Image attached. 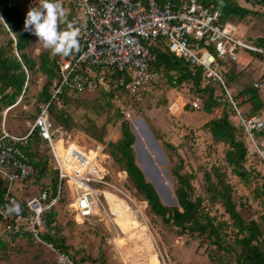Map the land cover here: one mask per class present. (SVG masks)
I'll use <instances>...</instances> for the list:
<instances>
[{
	"label": "rangeland",
	"instance_id": "374dc122",
	"mask_svg": "<svg viewBox=\"0 0 264 264\" xmlns=\"http://www.w3.org/2000/svg\"><path fill=\"white\" fill-rule=\"evenodd\" d=\"M19 1L25 15L29 8L38 3V0ZM236 2L241 7L250 8L257 12L256 15L248 14L244 18L235 17L231 20L237 28V34L253 39H264V8L250 0H236ZM60 27L64 29L66 25L62 24ZM27 52L34 59H38L41 53H49L43 49L42 45L36 43V37L33 35ZM50 56L52 57V55ZM250 59L249 54L240 53L236 66V70L239 72L237 80L228 88L232 96L248 85H252L259 78L261 68L257 67V69L251 70V64L246 66ZM226 79L229 82L228 76ZM44 82L45 77L41 73L37 72L33 75L31 73V81L24 97L22 99L19 97L18 105L2 114V121H5V127L8 131L16 135H24L29 131L38 112L37 93ZM193 92L190 83L172 87L163 77L160 81L148 85L146 90L138 96H123L121 98V103L124 105L122 116L117 113L116 103L109 100L99 90H84L77 93L69 91L66 104L56 109L58 112L64 110L71 119V125L64 126L65 138L67 136V140L78 143H75L77 148L82 147L86 150L93 148L96 137L99 135H103V140L106 143H114L120 139L121 118L126 119L130 127L131 125L135 127V132L131 130L135 135V142L140 137L143 143L138 148L133 145L137 164L144 172L147 180L151 181L153 185L152 178H158V176L163 178L161 186L165 196L167 186L171 189L170 197H174L175 179L171 173L173 167L177 166L181 160L184 164L181 172L194 175L192 184L195 195L205 196L204 172L209 171L212 166L219 167L222 172L226 173V181L233 187L234 200L245 221L260 220V215L264 214V194L261 191L264 189L262 182L264 161L256 157L260 161L259 163L253 160V156L248 158L247 167L258 171L261 175L258 180L252 179L249 183H243L233 175L224 158L226 146L214 142L208 129L204 127V123L209 119L221 114V107L215 108L211 114L201 109L191 108L188 101L191 100ZM260 96L264 102V81L260 87ZM240 97L238 96L236 99L239 101V105H242L243 109L246 110L247 104H244ZM228 111H230L229 107ZM50 117L54 126L60 124L52 113H50ZM141 120L143 123H140ZM259 138L264 141V136ZM39 142L36 138L33 139L30 149L35 153V157L44 164L41 165L43 169H51L52 161L49 162L50 167L48 166L49 150L43 142ZM165 142L176 146L177 154L171 149L165 148ZM250 144L251 149L254 150L251 141ZM55 146L58 157L64 158L63 139L57 141ZM151 147L154 150L161 149L167 162L158 163L154 158L155 155L151 152ZM145 149L153 159L146 153ZM253 154L255 155V153ZM157 155L159 160H162L160 155ZM100 157L103 159L101 166L107 169L110 182L114 185H98L91 182V185L98 190L96 208L99 213L94 214L89 220L81 222L82 218L76 215L74 211L72 190L69 185H67L64 198L57 208L58 227L65 231L72 243H82L95 255L102 243L106 264H123L113 243L114 240H117L118 229L107 217V215L110 217L116 215V208L122 207V203L119 202L118 204L116 197L111 195L113 192L118 195L122 202L129 203L134 210H138L141 204L144 206L141 212H137L139 220L146 223H143L141 233L137 236L124 237L132 247L139 249L141 257L145 261L144 263L141 260L143 264H214L218 262V257L223 259L222 264H235L232 250L218 248L213 240L206 237V234H180L173 225L164 224L159 216L150 212L146 201L142 200L134 189L124 181V178H121L125 174L118 161L114 158L113 160L107 159L104 155ZM104 161L106 162L104 163ZM108 162L109 164H107ZM165 170L167 171L166 174ZM51 173L53 171H49L46 180L51 179ZM256 186L260 189L261 194L259 195L254 192ZM159 196L164 201L160 194ZM202 205L206 211H209L210 215L215 217V222H226L221 228L223 234L221 244L230 247L233 244L234 235L232 232L234 230L223 206L218 203L210 204L207 200H204ZM16 252L19 251L12 250L6 259L0 258V264L51 263L50 253L45 247H32L28 254L21 252L15 254Z\"/></svg>",
	"mask_w": 264,
	"mask_h": 264
},
{
	"label": "built area",
	"instance_id": "2783aa9c",
	"mask_svg": "<svg viewBox=\"0 0 264 264\" xmlns=\"http://www.w3.org/2000/svg\"><path fill=\"white\" fill-rule=\"evenodd\" d=\"M62 5L70 7L74 25L80 29L79 51L56 58L59 76L49 86L50 99L41 107L26 134H13L6 129L5 121L1 122L0 178L6 181L7 190L0 204V234L29 235L54 253V264H76L67 252L42 238L51 231L47 212L64 197L69 185L75 214L82 218V222L94 216L98 190L91 182L114 185L107 169L101 166L103 159L100 156L111 158L104 153L103 144L94 142L93 148L86 150L67 140L63 143L64 158L58 157L55 143L60 133L64 134V129L62 125L52 126L49 105L61 108L63 97L69 91L108 88L106 73L112 71L119 73L114 86L137 94L144 89L142 87L146 88L161 78L160 72L154 69L157 52L151 49V45L166 46L191 68L201 69L203 84L220 83L224 87L236 126L243 128L264 160V141H255L256 131L264 133V112L249 115L232 97L224 78L225 63L237 64L240 53H246L251 57L246 66L251 64V70L261 68L259 78L253 82L255 87H261L264 47L237 34L233 23L222 22L219 11L199 0H62ZM0 19L3 20L1 14ZM253 55L257 56L254 58ZM17 57L23 63L18 52ZM23 67L27 71L24 64ZM188 102L193 109L201 106L198 97H192ZM116 103L119 104V99ZM34 131L47 141L48 164L51 165L49 162L52 161V168L58 173L57 191L51 196L47 187L36 195L19 198L12 191L13 184L37 176V169L26 151L28 139ZM124 174L122 179H125ZM17 205L19 211H9Z\"/></svg>",
	"mask_w": 264,
	"mask_h": 264
},
{
	"label": "trees",
	"instance_id": "16d2710c",
	"mask_svg": "<svg viewBox=\"0 0 264 264\" xmlns=\"http://www.w3.org/2000/svg\"><path fill=\"white\" fill-rule=\"evenodd\" d=\"M199 1L206 6L219 11L220 20L222 22H231L235 17L241 19L248 14H257L253 9L241 7L236 0ZM250 1L259 5V7L264 8V0ZM0 14L3 18V20L0 19L1 132L3 112L6 109L9 111L13 107H16L20 102L19 99L24 97L31 81V73L33 75L34 73L39 72L45 77V82L37 93L36 100L39 103L37 109L38 114L41 107L50 99L49 86L54 79L58 78L59 70L55 62L58 56L51 57L49 53H41L38 59H34L27 52L32 35L24 31L25 14L22 11L19 0H0ZM72 16L73 14L71 11V15L67 16V20L74 24ZM248 38L254 44L264 47L263 38ZM151 49L157 52V61L154 64V69L160 72V80L165 77L168 84L172 87H178L185 83H190L192 85L194 92L191 97H198L201 101L200 108L196 110L201 109L204 112L211 114L215 108L221 107V114L209 119V121L204 123V127L208 129L214 142L222 143L226 146L224 158L233 175L238 177L243 183H249L252 179L258 180L261 177L260 173L254 169H249L247 167V162L249 156H253V160L260 163L256 157H261L255 149H251L252 146L243 128L236 126L233 108L224 87L220 83L203 84L201 69L197 68L196 70L195 68H191L183 59L178 58L169 51L166 46L157 47L151 45ZM17 52L23 63L18 59ZM256 56L257 55H253L254 58ZM23 64L27 68V71H25ZM35 66L37 67L35 68ZM236 66L237 64L234 63H225L224 65L225 86L227 88H230L231 84L237 80V74L239 72L236 70ZM118 74L117 71H112L110 74L106 73V83L108 88L99 87L97 90L103 92V94L114 103H116V99H119V104L116 103V110L117 113L122 116L121 114L124 112V105L121 103V98L125 95L138 96L146 90V88L142 87L144 89H141L137 94H131L124 88H117L114 86V80ZM225 76H228L229 82H227ZM73 92L77 93L79 91ZM67 96L68 94H65L63 97L62 107L68 101ZM238 96H241L240 98L243 99V103L247 104L246 110L249 111V115L263 112L264 102L260 96V87H255L253 84L248 85L236 95L233 94L232 97H235L236 99ZM228 107L230 108V111H228ZM56 108L59 107L55 104L49 105V118L52 126L55 127L50 117V113H52L53 117L60 122L58 125H62L63 129L64 126H70L71 119L69 115H67L64 110L58 112ZM37 114L35 116H37ZM120 135V139L114 143L104 142L103 135H99L96 137L95 143L103 144L104 153L108 155L111 160L114 158L118 161L121 165L122 171L126 173L124 181L134 189L142 200L146 201L151 213L159 216L164 224L176 227L180 234H206V237H208L209 240H213V243L216 244L218 248H229L232 250L235 264H264V214L260 215V220L250 219L245 221L238 211L237 204L234 200V190L230 183L226 181L225 172H222L220 168L216 166H212L209 171H205L203 175L205 180V196L195 195L192 184L194 175L192 173L181 172L184 168L183 161L181 160L177 166L173 167L171 173L175 179L173 193L177 205H165L154 185L151 181L147 180L144 172L136 162L135 151L133 148L135 135L131 131L129 122L123 117L121 118ZM261 135L264 136L262 131L255 132V141L257 143L262 142L263 139L259 138L262 137ZM35 138L40 142H43L48 148L47 141L38 135V131H34L28 139L26 151L28 152L33 165L37 169V179H43L44 185L51 186L52 190H54L51 196H54L58 186V173L56 169H43L41 167V165L44 164L41 160L35 157V153L30 149L32 147L33 139ZM164 147L171 149L175 153L177 151L176 146L169 142H165ZM253 153H255V155ZM49 171H53V173H51V179L46 180ZM23 181H26V179ZM262 182L264 184V178H262ZM261 187H263V185H261ZM45 188L46 187L42 190ZM6 190L7 183L4 179L0 178V204ZM261 191L262 194H264V189ZM254 192H256L257 195L261 194L260 189L257 186L255 187ZM63 198L64 197H62L56 205H58ZM204 200H207L210 204L218 203L223 206L224 212L227 214L234 230L232 232L234 235L232 241L233 244L230 247L221 244L223 238L221 228H223L222 226L226 222H215V217L210 215L209 211H206L202 205ZM55 206L47 212L49 223H52L56 219L57 212L53 210ZM59 231L60 229L57 228L56 232ZM6 234L10 233L3 232L0 234V248L6 247L4 240L6 237L4 235ZM43 237L47 242L56 248L67 252L73 258L72 254L68 251L67 246L64 244V238L62 236L54 237L45 235ZM85 259L98 261L100 264H106L103 255H100L97 259H93L90 256L85 257L83 260ZM217 260L218 262L215 263H223L221 257H218ZM75 263H77V261H75Z\"/></svg>",
	"mask_w": 264,
	"mask_h": 264
},
{
	"label": "crops",
	"instance_id": "0c3cea01",
	"mask_svg": "<svg viewBox=\"0 0 264 264\" xmlns=\"http://www.w3.org/2000/svg\"><path fill=\"white\" fill-rule=\"evenodd\" d=\"M62 6L64 8H66L67 14L71 15L70 7L67 6V5H62ZM64 135L65 134H63V133L61 134L60 133V136H59V139L60 138L63 139V143H64V141H66L68 139L67 136L65 138ZM67 141H73V140H67ZM76 144H78V143H76ZM48 166L50 167L49 164H48ZM44 187H46V188L48 187L51 190V194H53L54 190H52V187L49 186V185H44V180L43 179L39 180V179H37V176H36V177H34L32 179H29V180H26V181H20V182L14 183V185L12 186V191L17 197L25 198L26 196H29V195L38 194L40 191H42V189ZM116 199L118 200V204H119V202L122 203V207L119 205L120 208H116L117 209L116 210L117 211L116 215L119 213V211L121 209H124V208H127V207H131V205H129V203L122 202V200H120L118 197H116ZM58 206H59V204L56 205L53 208V210L55 212H57ZM139 208H141V210H143L144 206L141 204L139 206ZM113 216H115V215H113ZM132 217L134 219H136L137 215H133ZM56 219H58L57 216H56ZM56 219H55V221L50 223V227H51L50 233L45 234V235L54 236V237L62 236L64 238V244L67 246L68 251L72 254V256L74 258V262L77 261L76 264H100L98 261H92V260H87V259L83 260L85 257H89V256L92 257L93 259H97L100 255H103V259H106L105 255H104L105 252L103 250L104 247H103L102 243H101V247L97 251V254L95 255V253L93 251L90 252L88 250V248L85 247V245H82V243H80V244L72 243L71 239H69L66 236L65 231L61 230L58 227L59 223L57 222ZM57 228L60 229L59 232H56ZM45 235H43V236H45ZM4 236H6L4 238L6 247L5 248H0V258H5L6 259L9 256V254L11 253L12 250L19 251V252H16L15 254L20 253V252L24 253V254H28V253H30V249L32 247L34 248V247L40 246V247H45L48 250V252L50 253L49 258L51 259V263L42 262L41 264H53V261H54L53 259L55 257L54 253L46 245L38 243V242H35L33 240V238L30 237L29 235H24V236L18 237V236L12 235V234H6ZM43 236H42V238L44 239ZM113 243L115 245V249L118 251L119 258L123 262V264H143L142 263L143 258L141 257L139 249L136 248V247H132L124 237L118 236L117 240H114ZM20 245H21L22 248L19 247ZM27 248H30V249H27ZM105 263H107V262L105 261ZM163 264H166V263H163Z\"/></svg>",
	"mask_w": 264,
	"mask_h": 264
},
{
	"label": "clouds",
	"instance_id": "9594fccd",
	"mask_svg": "<svg viewBox=\"0 0 264 264\" xmlns=\"http://www.w3.org/2000/svg\"><path fill=\"white\" fill-rule=\"evenodd\" d=\"M66 25L61 29L60 25ZM24 31L36 37V43L52 56L67 57L79 51L80 29L67 20L62 0H38L24 19ZM9 211H19V206Z\"/></svg>",
	"mask_w": 264,
	"mask_h": 264
},
{
	"label": "bare ground",
	"instance_id": "6f19581e",
	"mask_svg": "<svg viewBox=\"0 0 264 264\" xmlns=\"http://www.w3.org/2000/svg\"><path fill=\"white\" fill-rule=\"evenodd\" d=\"M61 139L62 138L58 139L57 141ZM112 195L118 197V195L115 193H112ZM138 211L141 212L142 211L141 208H139L138 210H134L132 207H127V208L121 209L119 213L115 216L110 217L109 215H107L108 219L111 220L112 223H114L115 226L117 227L118 236H122V237L137 236L141 233L140 232L141 228L143 227V223L145 222L140 221L138 216L136 217V219L132 217L133 215H137ZM94 212L95 214L99 213L97 208L94 209Z\"/></svg>",
	"mask_w": 264,
	"mask_h": 264
},
{
	"label": "water",
	"instance_id": "95a60500",
	"mask_svg": "<svg viewBox=\"0 0 264 264\" xmlns=\"http://www.w3.org/2000/svg\"><path fill=\"white\" fill-rule=\"evenodd\" d=\"M141 122L143 123L142 120L140 121V123H141ZM138 123H139V122H138ZM131 130H132L133 132H135V127L132 126V125H131ZM154 144H155V143H154ZM133 145L136 146L137 148L143 145V143H142L140 137L137 138V141L134 142ZM155 145H156V144H155ZM156 146H157V145H156ZM143 148H144V147H143ZM145 151H146V153L150 156L149 152H148L146 149H145ZM151 152L155 155L154 158L157 160L158 163H162V164H164V163L167 162V160H166V158H165V156H164V154H163V152H162L161 149L157 148L156 150H154V149L151 147ZM157 154L160 155V157L162 158V160H159ZM150 157H151V156H150ZM151 158H152V157H151ZM152 159H153V158H152ZM152 159H151V160H152ZM156 170H157V168H156ZM157 172H158V170H157ZM166 173H167V171L165 170V174H166ZM151 180L153 181V183H154V185H155L157 191H158L159 194L161 195V197L164 199L163 203H164L165 205H169V206H175V205H177L176 198H175V197H170V196H171V189H170L169 187H167V186H166L167 194H166V196H165V192L163 191L162 186H161V185L163 184V178H162L161 176H158V178H152ZM169 181H170V180H169ZM170 183H171V182H170Z\"/></svg>",
	"mask_w": 264,
	"mask_h": 264
}]
</instances>
